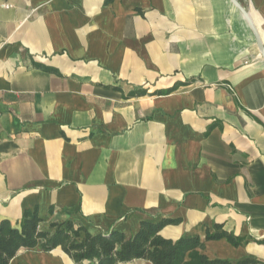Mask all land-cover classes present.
<instances>
[{
	"label": "crops",
	"instance_id": "crops-1",
	"mask_svg": "<svg viewBox=\"0 0 264 264\" xmlns=\"http://www.w3.org/2000/svg\"><path fill=\"white\" fill-rule=\"evenodd\" d=\"M236 2L264 49V0ZM0 92V223L168 220L211 260L264 264V54L232 0H0Z\"/></svg>",
	"mask_w": 264,
	"mask_h": 264
},
{
	"label": "trees",
	"instance_id": "trees-1",
	"mask_svg": "<svg viewBox=\"0 0 264 264\" xmlns=\"http://www.w3.org/2000/svg\"><path fill=\"white\" fill-rule=\"evenodd\" d=\"M110 1V0H108ZM42 222L38 213L27 211L20 228L8 220L0 223V264H10L22 249L38 246L45 252L61 247L77 264H119L142 259L152 264H231L223 260H211L201 251L205 244L200 238H181L177 241L164 238L160 232L170 221L143 222L140 230L131 237L118 231L92 233L86 227L72 221L51 223L48 230H40ZM226 238L235 247L243 239L227 232L211 234L207 240ZM251 261L238 264H249Z\"/></svg>",
	"mask_w": 264,
	"mask_h": 264
},
{
	"label": "water",
	"instance_id": "water-1",
	"mask_svg": "<svg viewBox=\"0 0 264 264\" xmlns=\"http://www.w3.org/2000/svg\"><path fill=\"white\" fill-rule=\"evenodd\" d=\"M232 1L236 4V6H237V7H238V8L244 13V15L246 16V18H247V20L249 21V23H250V25H251L253 31L255 32V35H256L257 40H258V43H259V45H260V49H261L262 53L264 54V49H263L262 44H261V41H260V39H259V37H258V33H257V31H256V29H255V27H254V25H253V23H252V21H251L249 15L247 14V12H246L242 7L236 2V0H232Z\"/></svg>",
	"mask_w": 264,
	"mask_h": 264
},
{
	"label": "built area",
	"instance_id": "built-area-1",
	"mask_svg": "<svg viewBox=\"0 0 264 264\" xmlns=\"http://www.w3.org/2000/svg\"><path fill=\"white\" fill-rule=\"evenodd\" d=\"M232 90V88H230ZM2 96H1V92H0V102H1Z\"/></svg>",
	"mask_w": 264,
	"mask_h": 264
}]
</instances>
